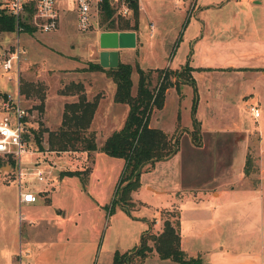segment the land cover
Here are the masks:
<instances>
[{"label":"rangeland","instance_id":"rangeland-1","mask_svg":"<svg viewBox=\"0 0 264 264\" xmlns=\"http://www.w3.org/2000/svg\"><path fill=\"white\" fill-rule=\"evenodd\" d=\"M200 2L201 0H198L195 9L189 12L184 11L181 0L140 1L146 10H140L138 28L139 39L144 45L129 50L126 55L128 62L133 66L134 83L138 78L135 72L136 64L143 69L164 67L166 63L168 66L164 67V70L169 67H180L173 70L170 74L172 76L168 77L169 80L174 77V82L179 84L180 90L169 93L165 114L173 116L174 119L176 113H179L181 123L184 125L190 124L188 122L192 117V101L194 99L197 101L192 85L186 83L190 78L188 70L184 67L189 52L194 49L192 42L196 33L194 28L199 25L193 23L197 21L196 12ZM242 2L246 5L241 4L238 10H249L253 18L246 21L243 13L237 10L242 28L245 32L255 29L254 34L260 40H264V5L259 7L247 4V0ZM63 3L68 5V2ZM216 3L219 1L211 2ZM231 6L233 0H229L228 4L222 5L219 9L213 5L209 6L207 11L203 7L200 8L205 11L204 15L210 24L205 30L206 35H217L219 33L217 26L224 34L222 27L230 24L232 13L236 11ZM258 16L262 19H257ZM117 17L113 21L105 22L99 18L98 25H94L87 32H81L77 29L73 10L69 9L61 12L59 26L51 32L44 33L25 28L23 31H17L15 28L13 31H0V62L11 54L17 43L23 50L18 65L8 71H4L0 66V120L7 115L3 111L6 110L2 107L3 102L7 101L8 111L12 110L10 106L15 103L10 100L9 94L15 96L18 88L20 105L28 113L25 117L26 135L33 141L36 152H39L31 158L27 154L23 155L21 158L23 161L36 157L37 162L45 170L51 166L52 171L59 169L58 163L56 165L52 159L53 154L49 152L47 143L48 132L56 130L61 124H57L61 98L59 95H76L75 99H78L82 92L86 96V86L109 87L111 81L107 80L106 74L99 71L93 76L89 67L98 63V60L92 58L93 47L99 45L97 32L121 28L119 24H122L125 18ZM128 20L133 24V17L130 16ZM151 22L154 23L153 29L150 28ZM231 27L233 26L228 25L227 30ZM248 36L253 39L251 34ZM251 39L249 42H253ZM249 45L251 48L256 46ZM261 47L264 49V46ZM258 76V79L252 78L247 84V89L250 88L249 96L245 99L247 101L238 100L237 97L226 98L237 94V90L221 87V84L228 82V77L222 79L215 77L219 88L210 94L213 96L212 105L208 106L205 112L212 115V121L193 126L196 137H202L201 144L193 145L190 135L182 129L175 133L184 163L189 162L193 166L189 181L195 184L210 181L214 184L215 179L220 180V177L225 175L222 183H233L234 187L231 189L230 185L226 184V190H229L227 195L223 194L217 198L219 193L215 188L207 201L198 202L199 193L194 191L190 194L193 199L181 202V210L177 207L163 210L159 223L154 225L157 221L154 218L159 217L162 205L160 200L144 191L135 195L136 202L128 203L129 208H124L115 201V197H112V181L113 176L116 178L118 175L115 174L117 167L120 171L118 173L121 174L123 169L121 159L102 152L99 157L101 162L97 161L99 166H103L97 172L101 177L97 180L92 179L87 189L77 181L75 190L81 195L75 192L72 195L65 194L59 197V202L53 200L50 204L33 211L35 217L50 218L52 215L57 220L62 214L55 213L54 209L56 205H60L64 207V213L68 214V228H72L70 230L75 235L67 233L69 237L91 241L95 239V248L91 249L88 246L79 264H110L115 251L121 254L128 251L125 258H129V262L126 264H143L144 258L133 250L138 247L141 235L148 230L151 234L159 233L163 221L166 218L175 221L172 214L176 213L179 215L181 213L183 248L190 253L189 255L202 251L203 255L200 254L203 264H264V76ZM162 79L161 70L154 73L150 88L152 90L156 88ZM164 81L166 82V78ZM179 93L182 95L181 98L178 97ZM45 97L49 115L44 108ZM257 101L262 102L261 105ZM250 103L258 107L259 117L255 118L250 112L248 108ZM213 130L218 134H212ZM36 135H39V143L36 142ZM70 154L71 152L69 156L73 159L74 156ZM88 156L86 172L91 164V155ZM65 168L67 169L64 170H70L68 166ZM14 178L11 162L0 155V264H27L23 254L26 250L25 239L29 230L27 228L33 227V230L39 228L34 224L27 225L26 228L28 219H25L17 229V222H20L19 213L25 215L26 210L24 207L18 209L17 185ZM23 190L30 189L23 187ZM64 191L70 192L68 189ZM178 199H182V194H178ZM96 201L100 205H97ZM151 220L153 221L150 223ZM35 237V241L40 244L55 236L52 233L40 232L34 234ZM148 243L151 244V241ZM19 245L23 253L19 252ZM154 253L156 252L148 255L145 264H177L171 260L163 261L159 257L153 259L150 256Z\"/></svg>","mask_w":264,"mask_h":264},{"label":"crops","instance_id":"crops-1","mask_svg":"<svg viewBox=\"0 0 264 264\" xmlns=\"http://www.w3.org/2000/svg\"><path fill=\"white\" fill-rule=\"evenodd\" d=\"M140 1L138 0L132 6L131 12L125 20H128L129 17L134 18L135 9L137 10V28L132 29L133 24L129 21V28H114L108 29L104 31H98L97 34L101 32H132L134 33V37L131 39V43L128 45H124L122 47H117L116 50L118 51V61L124 63L128 62L127 53L129 50L138 49L139 47H143L144 43L139 39L138 36V28H139V14L140 10H145L144 5H141ZM219 1V3L211 4V2ZM244 0H233V6L236 11L232 14V19L230 24L227 26L222 27V31L224 34L221 33V28L217 26L219 33L217 35L212 36L211 34L206 35L205 30L210 27L208 18L204 15V12L207 11L209 6L216 7L219 9L222 5L228 4L229 0H201L199 8H205V11L197 9V21L193 24L197 23L195 26L194 31V38L192 39L193 48L187 57V61L185 66H187L188 76L190 78L189 81L186 83L191 84L193 90H195L197 95V101L194 99L191 105V114L192 117L189 120L188 125H184L181 123L179 113H176L174 119L173 116H169L165 114V110L168 104V96L171 91L179 92V84L177 85L174 82V77L171 78L173 82L166 91L164 102L161 108H154L152 109L150 116H149V126L161 129L164 131L168 136H175V133L178 132L179 129H182L184 132H187L190 137L193 145L201 144L202 135L200 133V137H196V141L194 140L192 135L195 133V129L193 130V126L196 123L205 124L206 122L212 121V115H209L206 112V108L211 106L212 101V91L216 92L219 88V84L215 81L216 76L220 79L222 78H229L228 82L221 84L222 88H227V90H231L234 88L237 90V94L230 95L231 97H226L228 99L237 97L238 100H245L249 96V90L247 89V84L250 82L252 78L258 79V75L264 76V49L261 46H264V40H260L254 33L255 29H252L250 32H245L242 28V24L237 16V10L239 6H245ZM198 0H181V4L183 6L184 11H193L197 6ZM251 4L253 6H263L264 0H247V4ZM191 5V8H190ZM239 13H243V18L248 21L249 19H253L250 15L249 10H238ZM257 19H262V17L258 16ZM255 20V19H254ZM253 22V21H251ZM154 23L151 22L150 25ZM228 25H232L233 27L228 28ZM221 26V25H220ZM229 33V34H227ZM249 34L253 37V39L249 38ZM205 37L208 39H205ZM231 38V39H230ZM249 39L253 42H249ZM230 43L232 46H230ZM133 44V45H131ZM249 44H255L254 48H251ZM97 46V45H96ZM95 46V47H96ZM97 51L102 50L99 45L97 46ZM112 50V49H107ZM96 51V52H97ZM99 63V62H98ZM131 64V63H130ZM168 63L164 67H167ZM170 66V65H169ZM163 66L161 67H149L147 69L152 70V75L157 73L159 70H164ZM182 67V66H181ZM180 68V67H179ZM178 67H169L168 70H177ZM143 69V68H142ZM146 70V69H144ZM102 72V71H100ZM92 75L99 73V71H92ZM104 73V72H103ZM133 75V73H132ZM172 75H170L171 77ZM218 78V80H220ZM231 78V79H230ZM107 80L111 81L108 88L101 87L100 85L96 88L92 87H85L86 98L87 100H93L97 98V105L90 122L89 130L94 131L96 134L97 140H104L107 138L113 131L120 129L126 119V116L129 111V106L126 103H119L114 101V93L116 89L115 83L110 80L108 77ZM133 86H132V94L134 95L136 92V83H134L133 76H132ZM137 82V80H136ZM181 86V85H180ZM241 87V89H240ZM215 88V89H214ZM239 92V93H238ZM18 93V88L16 91V95ZM99 94H101L99 96ZM11 97H15L12 94H9ZM178 95V94H177ZM252 95V94H250ZM61 98L59 99V111H58V119L57 124H60L62 121V114L64 109V103L74 102L77 101L75 99L76 95L71 94H62L59 95ZM181 94L179 93L178 97L181 98ZM218 97V94H217ZM225 97V96H224ZM247 101V100H245ZM259 102L261 105L262 102ZM44 108L46 114L49 115L48 107L46 104V97L44 99ZM250 106H254V104L250 103ZM256 106V105H255ZM257 107V106H256ZM205 109V110H204ZM4 113V112H2ZM167 113V112H166ZM5 114V113H4ZM6 117V115H5ZM201 117V118H199ZM173 123V125H172ZM177 124V125H176ZM200 127V125H199ZM200 130V128H199ZM241 130V128H239ZM183 133H180V135ZM212 134L217 135V131L212 132ZM179 135V136H180ZM100 146V143H98ZM194 149V148H193ZM198 150V149H196ZM52 153V159L54 160L55 164L59 166V169H56L51 172L50 181L47 185L38 184L35 187V196L37 197L35 202L31 203H20L19 196H18V189H17V198L16 203L18 209L22 207L25 208L26 214L23 215L19 213V220L17 222V229L20 228V224L25 219H28L27 225L34 224L35 226L39 227L37 230H33V227H29L27 229V236H26V250L23 253L21 249V245H19V252L24 254L25 260L27 264H79L83 252L88 248L91 247L95 248V239L91 241V239L85 240L79 237H69V235L75 236L72 234V228H68L69 220L68 214L64 213V207L60 205L55 206V213H59L56 220V217L50 215V218H38L35 217L33 211L37 210L40 207H44L47 204H50L53 200L59 202V197L63 195H72L73 192L78 193L81 195L77 190V181L81 182L85 186V189L89 187V182L94 179L97 180L98 175L97 172L102 169L103 166H99L97 161L101 156L100 151H94L91 153V164L90 169L86 172L85 164L87 163L88 153L85 151H55L50 150ZM71 152V156H74L73 159L70 158L69 153ZM73 152V153H72ZM59 154V155H56ZM179 146L177 153L167 160H162L156 162L149 171H145L140 175V186L138 189L132 191L130 193V202L135 201V195H138L141 192L148 191L150 194L155 196V198L159 199L161 202V206L159 209V217L154 218L156 219V224L159 223V218L161 212L165 209H170L173 207H177L180 209V204L183 200L193 199V196L190 194L196 191L198 194V202L199 201H207L209 195L213 193V189H217L219 198L221 195H227L229 190H226V184L230 185V188L233 189V183H222L225 179V175L220 177L219 179H215L214 184L210 181L201 182V183H191L190 175L192 172L191 166L184 163V160L181 156ZM121 159V158H120ZM94 161V162H93ZM100 161V160H99ZM98 161V162H99ZM101 162V161H100ZM64 165V166H63ZM121 165L123 167L124 162L121 159ZM70 167V171H76L74 175H59L60 171L67 169L65 167ZM74 166V168H72ZM85 166V167H84ZM188 167V168H187ZM121 168V167H120ZM120 172L118 167L116 168L115 174L117 177L113 176L112 186H113V195L115 197L116 188L119 183ZM84 173L86 175H84ZM84 175V178H82ZM94 177V178H93ZM115 178V180H114ZM219 180V181H218ZM84 181V183L82 182ZM233 187V188H232ZM64 189H68L70 192L64 191ZM178 194H182V199H178ZM97 205H100L98 201L95 202ZM124 208H129L128 206L120 203ZM102 206V205H101ZM181 210V209H180ZM20 212V211H19ZM153 220L150 221V223ZM76 222V221H75ZM180 222H181V213H180ZM77 223V222H76ZM77 226V225H75ZM74 229V228H73ZM50 232H47V231ZM34 231V232H32ZM68 231V232H67ZM42 233L46 232L48 234H54L55 237L48 239L50 241H46V243H37L36 237L34 238V234L32 233ZM146 232L145 231L141 236H143ZM183 241L181 238V224H180V244L182 249L187 252L183 248ZM136 248V247H135ZM128 252V251H127ZM201 253L202 251H197L196 253ZM188 253V252H187ZM190 254V253H188ZM114 256V253H113ZM153 259L157 256L156 253L151 255ZM149 258L146 257L143 260V264ZM22 260V256L20 258V262ZM113 261V258H112ZM112 261L110 264H112ZM162 261V260H161ZM164 261V260H163Z\"/></svg>","mask_w":264,"mask_h":264},{"label":"trees","instance_id":"trees-1","mask_svg":"<svg viewBox=\"0 0 264 264\" xmlns=\"http://www.w3.org/2000/svg\"><path fill=\"white\" fill-rule=\"evenodd\" d=\"M115 17L112 10H107L101 16L104 22L113 21ZM111 24L113 25V23ZM119 25L121 28H129V21L124 19ZM14 28V19L0 13V31H13ZM24 28L33 30V27L28 24ZM136 28L137 10L135 9L132 29ZM184 68L187 69V66ZM89 71H102L115 83L114 101L126 103L129 106L123 126L113 131L103 141L97 140L95 132L88 129L97 105V98L87 100L82 92L77 101L64 104L60 126L56 130L48 132V149L85 151L89 155L94 151H100L111 157L123 159L124 165L116 188L115 201L128 206L130 193L140 186L141 173L149 171L156 162L171 158L178 151L177 136H168L161 129L149 126L152 109L162 107L165 91L173 83L168 78L173 72L167 69L161 70L163 79L152 90L150 88L153 80L152 70H144L136 64L135 72L138 74V78L136 92L133 95V66L130 63L119 62L113 68H104L99 63H94L90 65ZM164 78H166V82ZM192 135L196 141L195 133ZM39 141V135H36V142L39 143ZM75 172L62 170L59 175H74ZM172 215L175 216V221L166 218L159 233L146 232L141 237L138 247L133 250H136V254L144 259L155 251L162 260H171L177 264H203L202 255L199 252L189 255L182 249L180 215L179 213ZM149 240L151 244L148 243ZM126 254L127 252L121 254L115 251L112 264L128 263L129 258H125Z\"/></svg>","mask_w":264,"mask_h":264},{"label":"built area","instance_id":"built-area-1","mask_svg":"<svg viewBox=\"0 0 264 264\" xmlns=\"http://www.w3.org/2000/svg\"><path fill=\"white\" fill-rule=\"evenodd\" d=\"M138 0H0V13L11 16L14 19L15 29L23 31L26 24L40 32H51L58 28L60 14L65 10H73L77 29L81 32L89 31L107 10L113 11V16L127 17L132 6ZM63 2H68L64 5ZM191 8V5H190ZM153 29L154 25L151 24ZM104 31V30H100ZM23 53L18 43L11 54L0 62L4 71L18 65L20 55ZM9 95L15 105L10 106L3 102V110L6 117L0 120V155L11 162V168L15 175L20 203L35 202V187L38 184L47 185L50 181L52 166L48 169L40 166L36 157L32 160L23 161V155L30 158L38 155L33 147V141L26 137L27 110L22 108L18 99ZM252 115L259 117V109L256 106L249 108ZM49 174V175H48ZM26 187L30 190H23Z\"/></svg>","mask_w":264,"mask_h":264},{"label":"water","instance_id":"water-1","mask_svg":"<svg viewBox=\"0 0 264 264\" xmlns=\"http://www.w3.org/2000/svg\"><path fill=\"white\" fill-rule=\"evenodd\" d=\"M133 37L134 33L132 32H101L99 34V47L102 50L97 51V48L93 47L92 58L98 60L99 64L104 68L116 67L119 63L116 48L130 44Z\"/></svg>","mask_w":264,"mask_h":264}]
</instances>
